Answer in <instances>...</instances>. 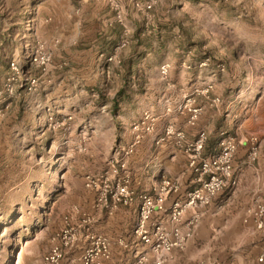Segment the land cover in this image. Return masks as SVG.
<instances>
[{
	"label": "rangeland",
	"instance_id": "374dc122",
	"mask_svg": "<svg viewBox=\"0 0 264 264\" xmlns=\"http://www.w3.org/2000/svg\"><path fill=\"white\" fill-rule=\"evenodd\" d=\"M225 11L237 12L244 27L248 13L237 0H0V93L8 71L3 63L25 67L13 94H0V264H42L75 209L69 227L82 242L66 258L80 256L86 228L101 234L98 221L79 227L97 218L84 177L111 176L119 137L143 112L164 101L176 106L184 97L205 104L203 84L190 79L216 70ZM123 42L116 60L107 62ZM36 43L50 54L44 72L28 69ZM32 78L37 86L26 92ZM121 81L120 99L128 102L115 108ZM213 82L206 78L213 85L206 107L217 112L221 103H209L221 99Z\"/></svg>",
	"mask_w": 264,
	"mask_h": 264
},
{
	"label": "crops",
	"instance_id": "0c3cea01",
	"mask_svg": "<svg viewBox=\"0 0 264 264\" xmlns=\"http://www.w3.org/2000/svg\"><path fill=\"white\" fill-rule=\"evenodd\" d=\"M237 1L248 13L244 27L240 25L235 11H225L220 16L221 25L227 28L228 33L224 35V47L219 46V59L216 60L224 65V70L216 68L206 77V69H202L190 79L195 84L199 81L206 83V78L214 81L215 90L221 91L217 93L221 97L217 112L206 107L196 125L190 127L185 114L165 113V107L171 102L159 103L158 108L149 110L158 118L155 131L145 135L127 159V171L132 174V188L137 194L150 192L163 178H176L182 184L183 195L193 188V176L187 171L186 157L171 143L155 144L164 127L172 123L186 131L189 138H194L199 130L206 131L205 156L218 152L220 132H228L237 140L234 160L237 185L199 210V221L192 237L182 249L173 250L164 264H258L257 259L264 251V228L257 229L246 213L247 208L264 194V0ZM8 63H3L6 71ZM133 71L132 68L131 73ZM124 84L125 81L117 82V91L124 89ZM116 101L117 107L121 102H128L124 98ZM111 104L114 107L113 98ZM130 126L119 137L116 150H123L130 143ZM250 137L258 140V156L253 162L248 160ZM89 201L94 202V199ZM90 208L94 210V206ZM96 212L97 232L111 239L123 237L131 241L137 222L138 202L119 207L111 217L101 211ZM189 215L187 213L184 218ZM131 242L128 249L113 246L112 257L105 264H131L132 252L138 245H133L135 241ZM79 257L76 252L64 261L76 264Z\"/></svg>",
	"mask_w": 264,
	"mask_h": 264
},
{
	"label": "built area",
	"instance_id": "2783aa9c",
	"mask_svg": "<svg viewBox=\"0 0 264 264\" xmlns=\"http://www.w3.org/2000/svg\"><path fill=\"white\" fill-rule=\"evenodd\" d=\"M146 10L151 5H145ZM126 43L114 49L113 55L106 61L114 62L117 53ZM206 58L199 67H206ZM28 69L35 68L45 71L50 64V54L45 46L36 43L27 55ZM189 68V67H186ZM224 70V65L219 63L216 67ZM25 67L16 60L8 63V71L4 79L3 91L12 95L14 87L24 73ZM162 74L167 73L168 67H162ZM35 78L29 79L23 86L26 92L34 90L37 86ZM213 90L212 84H203L199 93L203 96L200 103L193 97H184L176 106L168 104L165 113L173 112L186 115V123L194 127L204 114L206 99ZM218 106L221 99L213 98L210 102ZM158 123V118L150 111H145L141 117L130 126L132 139L123 150H115L110 161V172H102L97 175L87 174L84 177L85 188L93 192L95 211L104 212L111 217L121 206L128 207L135 201L138 202L137 222L132 231L131 241L137 245L133 251L131 264H164L167 256L175 249H182L188 239L193 235L194 228L199 221V210L208 207L217 197L223 195L227 189L237 185L235 177L234 160L238 143L234 136L228 132H220L218 152L209 156L204 155L207 141V133L199 130L194 138H189L186 131L177 128L174 124H167L160 136L155 139L156 145L171 143L186 157L187 171L193 176V188L181 195L182 184L176 178H163L154 185L150 192L137 194L131 188V178L127 172V159L141 144L145 135L153 134ZM248 160L253 162L258 156V140L256 137L248 139ZM78 213L75 209L71 216L64 218L65 228L57 238L59 243L54 245L50 252L42 259V264H64L66 253L77 243L80 232L70 226V221ZM187 213L189 217L184 218ZM247 215L257 229L264 228V194L246 210ZM94 221V222H93ZM96 223L97 218L83 219L79 224ZM85 242L79 261L76 264H105L112 257V247L118 246L128 249L131 241L123 237L109 238L97 234L86 228ZM258 264H264V251L261 252Z\"/></svg>",
	"mask_w": 264,
	"mask_h": 264
},
{
	"label": "trees",
	"instance_id": "16d2710c",
	"mask_svg": "<svg viewBox=\"0 0 264 264\" xmlns=\"http://www.w3.org/2000/svg\"><path fill=\"white\" fill-rule=\"evenodd\" d=\"M125 93V91H124V89H120L118 92H117V94L115 95V97H114V107L116 108L117 107V99L119 100L121 97H122V95ZM212 144V143H211ZM210 144V145H211ZM212 146V145H211Z\"/></svg>",
	"mask_w": 264,
	"mask_h": 264
}]
</instances>
